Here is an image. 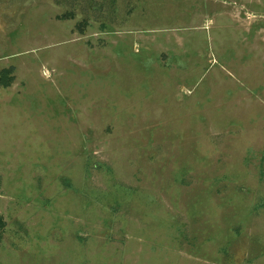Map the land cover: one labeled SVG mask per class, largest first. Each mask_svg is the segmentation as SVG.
I'll return each mask as SVG.
<instances>
[{
  "label": "rangeland",
  "instance_id": "374dc122",
  "mask_svg": "<svg viewBox=\"0 0 264 264\" xmlns=\"http://www.w3.org/2000/svg\"><path fill=\"white\" fill-rule=\"evenodd\" d=\"M0 264H264V0H0Z\"/></svg>",
  "mask_w": 264,
  "mask_h": 264
},
{
  "label": "trees",
  "instance_id": "16d2710c",
  "mask_svg": "<svg viewBox=\"0 0 264 264\" xmlns=\"http://www.w3.org/2000/svg\"><path fill=\"white\" fill-rule=\"evenodd\" d=\"M12 70L11 69H7V70H3L0 73V87L2 88H6L9 87L11 82H12V77H10ZM3 227V223L2 220L0 219V228Z\"/></svg>",
  "mask_w": 264,
  "mask_h": 264
}]
</instances>
